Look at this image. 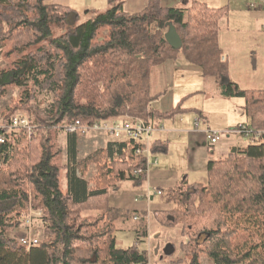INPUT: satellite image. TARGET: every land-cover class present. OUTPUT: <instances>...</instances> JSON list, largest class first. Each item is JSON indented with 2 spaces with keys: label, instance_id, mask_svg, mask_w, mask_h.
Masks as SVG:
<instances>
[{
  "label": "trees",
  "instance_id": "trees-1",
  "mask_svg": "<svg viewBox=\"0 0 264 264\" xmlns=\"http://www.w3.org/2000/svg\"><path fill=\"white\" fill-rule=\"evenodd\" d=\"M107 4L103 11L80 15L70 7L46 5L44 0H0V42H13L9 53H23L46 42L0 71V96L8 87L25 88L32 80L31 89L22 92L19 108L29 113L35 128L29 140L20 135L13 146L0 144V160L6 164L5 170L0 169V264L147 260L137 249V238L131 247H116V231L134 221V214L108 205V196L120 189L121 182L144 186V166L120 160L105 166L111 147L86 161L62 166V148L56 137L76 121L84 125L115 120L153 124L158 117L180 113L175 108L161 115L150 107L162 95L157 91V70L167 60L183 57L204 77L213 79L222 96L244 98L252 128L264 129V95L240 91L229 80L227 65L221 60L217 33L226 9H212L200 2L166 8L161 0H149L142 12L129 15L122 10V0H107ZM169 24L181 39L179 50L165 41ZM101 30L107 33L98 39ZM42 92L54 95L47 109L30 104ZM9 115L5 126L11 122ZM4 132L0 129V134ZM69 135L66 150L72 159L76 135ZM150 150L165 151L158 143ZM95 162V188L87 192L86 182L76 178V169L86 170ZM137 169L141 172L134 175ZM63 176L74 180L67 191L62 188ZM206 178V184L181 181L159 195L173 207L162 224L180 226L186 239L180 248L187 264H200V255L213 264H264V135L243 150L210 160ZM29 205L41 211L45 226L42 243L27 250L5 233L11 228L6 217ZM142 232L135 229L136 237L145 235Z\"/></svg>",
  "mask_w": 264,
  "mask_h": 264
},
{
  "label": "crops",
  "instance_id": "crops-1",
  "mask_svg": "<svg viewBox=\"0 0 264 264\" xmlns=\"http://www.w3.org/2000/svg\"><path fill=\"white\" fill-rule=\"evenodd\" d=\"M44 1L46 5L70 7L80 15L85 11H103L108 7L107 0ZM122 1L123 12L134 15L142 12L149 0ZM189 2L204 3L212 9H226L227 13L219 23L217 45L221 52V60L227 65L228 78L240 91L261 92L264 95V0H161V5L166 8H178ZM177 61L167 60L158 68L157 91L162 95L150 105L154 112L161 115L175 108L181 110L175 116L158 117L153 122L162 130L154 133L149 141L151 145L158 143L163 146L165 151L159 153L163 157L157 159V163L152 164L146 173L145 184L139 188L143 198L139 199L134 193L130 194L131 197L121 194L111 197L110 208L133 213L134 217L138 216L140 219L143 217L149 220L156 212L170 210V205L154 201L155 193L159 196L158 192L173 188L181 181L189 184H206V178L189 182V176L203 175L210 160L224 158L231 150H243L252 144L237 136H229L216 146L208 143L205 136V131L208 129L224 132L230 126L236 127L239 124L252 127L250 118L245 113V100L242 97L222 96L215 82L217 86L215 85L209 93L206 88H189L192 85L196 86L199 80L204 86L207 78L202 75L198 67L185 60L180 61L182 63ZM177 77H179V87L174 88ZM192 114L193 119L188 116ZM187 117L191 118V122L186 119ZM195 118L200 120L197 126H194ZM94 134L104 137L101 146L97 149H108L114 145V140L102 133L76 135V155L70 159L64 148L66 155L64 165L68 163L75 165L81 162L78 160L80 150L87 151L96 146L88 144L89 141L97 143V141L90 140L92 136H95ZM87 135L92 138H88ZM69 136L66 134V143ZM175 152L181 156V163L178 167H176L178 165L176 162L171 161ZM157 154L153 153L156 158ZM90 168L91 166L86 171L76 169V178L86 182L87 192L93 191L94 187V180H88L85 177L91 173ZM65 180L67 191L74 180L71 178V181H68L66 176ZM124 182L120 183V187ZM115 244L117 248L122 249L120 247L122 242L116 241Z\"/></svg>",
  "mask_w": 264,
  "mask_h": 264
},
{
  "label": "rangeland",
  "instance_id": "rangeland-1",
  "mask_svg": "<svg viewBox=\"0 0 264 264\" xmlns=\"http://www.w3.org/2000/svg\"><path fill=\"white\" fill-rule=\"evenodd\" d=\"M9 1L16 2L18 0H9ZM90 11H93V10H89V12ZM106 33H107L106 30H101L99 33L98 39H101L103 36L106 35ZM12 44H13V42L11 40H8V39H2V41L0 42V71L5 70V69H9L11 67L12 62L20 59L24 54L35 53L36 49L42 45H46V42H42L38 45L28 47V48L23 50L24 52L22 51L23 53L20 52L17 54L9 53L11 48H12ZM183 60H184L183 57H180L177 62L182 63ZM180 61H182V62H180ZM187 78H189V77L187 76ZM177 79H176V84H175L174 88L179 87V85H178L179 77H177ZM180 85H182V84H180ZM215 85L216 84L214 83L213 79L207 78L204 86H203L202 81L199 80V81H197L196 86L192 85L189 88H196V87L197 88H206L207 89L206 91H208V93H209L212 90V88H214ZM31 87H32V80L29 79L25 83V88L31 89ZM25 88H20L17 86H10L6 89L5 94L0 96V127L5 126L4 125L5 117L8 116L10 111L15 107H16V109L9 115L10 119L15 118V117H24V118H27L29 120L32 119V117L29 115V113L27 111L19 108V106L21 105V95H22V92ZM53 100H54V95L47 93V92H42V93H38L35 96V98H33V100L30 102V104L36 105V106L43 108V109H47V108H49V106L53 102ZM188 116H190L192 118L194 115L192 114V115H188ZM190 117L186 118L189 122H191ZM196 118H198V116ZM195 119H194V121H195ZM194 126H195V124H194ZM233 127L234 126H230L229 128L233 129ZM229 128H227L225 131H230ZM20 135H22L27 140L30 139V137L26 134V132L18 130V131L9 133V135L7 137L9 139V143L13 146L16 143V141ZM87 136H88V138L93 137L90 140L91 141L92 140L97 141V143L89 141L88 144H91L93 146L96 145V146L94 148H92L91 150H87V151L86 150H80V156H78V160H81V162L88 160L91 156H94L95 153L102 150V149H97V148H99L101 146L102 139H104L103 136H101L99 134H96L95 136H92V137L90 135H87ZM56 139H57L58 145L62 148L61 164H62V166H64L65 157H66V155L64 154V148L66 149V146H67L66 134L59 131ZM84 140H86V139H84ZM162 157H163L162 154L161 155L159 153L157 154L158 160L161 159ZM78 160H77V162H78ZM171 161L173 163L176 162L178 164V165H176V167H178L181 163V156L177 152H175V153H173V157H172ZM100 164H103V160L100 161ZM100 164H98V165H100ZM104 164H105V166L109 167L108 163H107V158L104 160ZM89 166H91V168H90L91 173L87 174L85 177L88 180H92V179L94 180L95 177L97 176V171H96L97 163L96 162L90 163ZM0 169H2V170L6 169V164H4L3 158L0 160ZM80 171H83L82 168H80ZM84 175H85V173H84ZM200 178L205 179L206 178V172H204L203 175H198V176H191L190 175L189 176V182H192L194 180L200 181L201 180ZM61 181H62L61 182L62 188L65 190V187H66L65 176L62 177ZM206 181H207V178H206ZM94 188H95V184H94L93 189ZM137 189L139 190V188H135L130 181H125L124 183H122L120 190L117 192V194H113V195L110 194L108 196V205L110 206V203L112 202L111 197L116 196L118 194H121V195L126 196V197H131L130 194L134 193L135 196L136 197L138 196L139 199L143 198V195L140 194L141 191L140 190L137 191ZM154 197H155V200H154L155 202L164 203L162 200H160V197L157 196L156 193H155ZM131 200H133V198H131ZM168 205H170V204H168ZM172 209H173V207H172V205H170L169 211L156 212V214L153 215V217H151L149 220H148V218L146 219V218L141 217V219H143L144 221H136V222L135 221H129V222L124 224V228L121 225V228L118 229V231H116V233H115L116 241L122 242V246H120V247H122V249H126L128 247H131L135 243V238H136V233L134 232L135 229H142L143 230L142 233H145L147 236L150 237L151 247H150L149 252L147 253V257H149L151 264H187L188 261L185 259L184 253L182 252V250L180 248V243H183L186 240L181 235L180 226L167 227V226L162 224V222L167 217V215L171 214ZM35 212L40 213L42 216L41 211L34 210L30 205L22 211L14 212V213L8 215L6 217V220L11 225V228L8 231H6L5 236L10 240H13L14 238H16V239L20 238L22 236V229L24 228V219H23L24 216H28L31 213L34 214ZM44 226H45V224H44V221L42 218H40L38 220L35 219L33 221L32 232H33L34 237L39 240L40 244L44 240ZM13 241H16V240H13ZM168 246L173 247V250H171V248H169L165 254L164 249ZM145 247H146L145 244L141 243L139 246V249L141 251H146ZM155 252H156V254H155ZM199 262H200V264H213L212 261L205 255H200Z\"/></svg>",
  "mask_w": 264,
  "mask_h": 264
},
{
  "label": "built area",
  "instance_id": "built-area-1",
  "mask_svg": "<svg viewBox=\"0 0 264 264\" xmlns=\"http://www.w3.org/2000/svg\"><path fill=\"white\" fill-rule=\"evenodd\" d=\"M254 1V0H251ZM200 123L199 119L195 120V125ZM0 129H6V132L0 134V144L9 142V133L15 131H24L30 137L34 133V127L30 125V121L24 117H15L11 119L8 126H1ZM162 128L152 123H146L140 120H115V121H100L91 125H84L79 121L64 126L62 128L63 133L71 135H86L92 132L102 133L107 137L114 140L113 152L107 157V163L110 167L112 163L120 160L129 162L132 166L141 164L144 166V172L147 173L152 164L157 163V158L151 152L150 138L152 135ZM264 135L263 130H254L252 127L239 124L230 131L220 132L214 130H206L205 136L208 143L211 146L218 145L222 140L229 136H237L250 141V143L258 142L261 136ZM141 171L139 169L134 170L133 174L137 175ZM129 176V174H127ZM160 195V192L157 193ZM41 214L35 212L28 216H24V228L22 229V236L20 238H14L16 242L23 246L25 249L30 250L31 248L38 247L40 242L34 237L32 232V225L35 219H40ZM134 221H139L140 218L135 216ZM137 249L139 252H143L146 255L147 260L144 263H131V264H151L147 253L150 250V237L139 234L137 237ZM147 238V239H146ZM145 240V241H144ZM141 243L145 244L146 251H141L139 246Z\"/></svg>",
  "mask_w": 264,
  "mask_h": 264
},
{
  "label": "water",
  "instance_id": "water-1",
  "mask_svg": "<svg viewBox=\"0 0 264 264\" xmlns=\"http://www.w3.org/2000/svg\"><path fill=\"white\" fill-rule=\"evenodd\" d=\"M164 38H165V41L167 42V44H168L171 48H173V49H175V50H179V49L182 47L181 39H180V37H179V35H178V33H177L175 27H174L172 24H169V25H168V29H167V31H166V33H165V35H164ZM172 219H173V218H171V220H172ZM168 247H170L171 250L173 249V247H171V246H168ZM168 247H166V248L164 249V253H165V254H166V252H167V248H168ZM155 254H156V252H155Z\"/></svg>",
  "mask_w": 264,
  "mask_h": 264
},
{
  "label": "flooded vegetation",
  "instance_id": "flooded-vegetation-1",
  "mask_svg": "<svg viewBox=\"0 0 264 264\" xmlns=\"http://www.w3.org/2000/svg\"><path fill=\"white\" fill-rule=\"evenodd\" d=\"M170 247L167 248V250L169 249Z\"/></svg>",
  "mask_w": 264,
  "mask_h": 264
}]
</instances>
